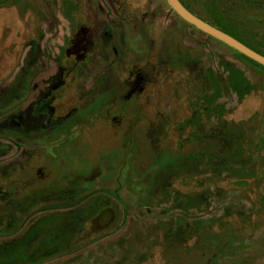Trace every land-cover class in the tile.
Masks as SVG:
<instances>
[{
  "label": "rangeland",
  "instance_id": "374dc122",
  "mask_svg": "<svg viewBox=\"0 0 264 264\" xmlns=\"http://www.w3.org/2000/svg\"><path fill=\"white\" fill-rule=\"evenodd\" d=\"M181 1L264 53V0ZM0 264H264V66L168 0H0Z\"/></svg>",
  "mask_w": 264,
  "mask_h": 264
},
{
  "label": "water",
  "instance_id": "95a60500",
  "mask_svg": "<svg viewBox=\"0 0 264 264\" xmlns=\"http://www.w3.org/2000/svg\"><path fill=\"white\" fill-rule=\"evenodd\" d=\"M174 11L184 19L188 24L195 26L197 29L203 31L204 34L220 40V42L236 49L238 53L255 61V63L264 66V55L255 51V49L242 43L237 38L229 35L221 30V28L214 26L203 18L191 12L181 0H168Z\"/></svg>",
  "mask_w": 264,
  "mask_h": 264
},
{
  "label": "trees",
  "instance_id": "16d2710c",
  "mask_svg": "<svg viewBox=\"0 0 264 264\" xmlns=\"http://www.w3.org/2000/svg\"><path fill=\"white\" fill-rule=\"evenodd\" d=\"M184 3V2H183ZM186 5V4H185ZM187 7V6H186ZM188 8V7H187ZM189 10H190V8H188ZM191 11V10H190ZM191 12H193V11H191ZM195 14V13H194ZM199 16V15H198ZM200 17V16H199ZM202 18V17H201ZM206 21V20H205ZM208 23H210V24H212V25H214V26H217V27H219V28H221V30L222 31H224V32H226V33H228L229 35H231V36H233V37H235V38H237L239 41H241L242 43H244V44H246V45H248L249 47H251V48H253V49H255V51H257L258 53H260V54H262V55H264V53L262 52V51H260V50H258L257 48H255V46L254 45H252V44H250V43H248V42H246V41H244V40H242L241 38H239L238 37V35H237V33L236 32H234L233 30H231L230 28H227V27H223V26H221V24H213V23H211V22H208ZM243 58H245V59H247L248 61H250V62H252V63H254L256 66H260V65H258L257 63H255V61H253V60H251V59H249V58H247V57H245V56H243ZM262 67V66H261ZM237 74H240V73H237ZM230 75L232 76L231 78H233V72L231 71L230 72ZM238 78V77H237ZM238 80H242V77H240ZM249 90H251V88L249 89H246L245 91H249ZM244 91V92H245Z\"/></svg>",
  "mask_w": 264,
  "mask_h": 264
},
{
  "label": "crops",
  "instance_id": "0c3cea01",
  "mask_svg": "<svg viewBox=\"0 0 264 264\" xmlns=\"http://www.w3.org/2000/svg\"><path fill=\"white\" fill-rule=\"evenodd\" d=\"M68 50H69V49H68ZM68 50H67V51H68ZM65 80H66V78H65ZM65 82H66V81H61V82H60V88H62V85L65 84ZM52 89H53V88H52ZM44 97H45V95L42 96V99H43Z\"/></svg>",
  "mask_w": 264,
  "mask_h": 264
},
{
  "label": "flooded vegetation",
  "instance_id": "af4514ba",
  "mask_svg": "<svg viewBox=\"0 0 264 264\" xmlns=\"http://www.w3.org/2000/svg\"><path fill=\"white\" fill-rule=\"evenodd\" d=\"M64 85V84H63Z\"/></svg>",
  "mask_w": 264,
  "mask_h": 264
}]
</instances>
